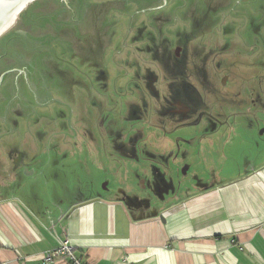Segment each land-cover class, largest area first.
Returning <instances> with one entry per match:
<instances>
[{
    "label": "water",
    "instance_id": "95a60500",
    "mask_svg": "<svg viewBox=\"0 0 264 264\" xmlns=\"http://www.w3.org/2000/svg\"><path fill=\"white\" fill-rule=\"evenodd\" d=\"M210 6L213 7L212 33L202 48L194 47L191 51L188 69L198 74L200 70L207 71L208 66L211 71L221 68V74L227 73L229 80L226 87L215 88V82L210 84L212 91L220 89L215 94L192 76L190 80L199 91L198 94L192 89V95L210 106L216 102L214 110L222 106L219 113L227 116H221L219 124L207 122L208 129L216 130L203 137H199L197 124L167 127L169 132L163 133V137L174 147L168 160L171 176L164 172L166 163H160L158 155L150 173V186L156 182L157 195L165 196L151 201L149 194L141 192L137 199L141 211H134L113 191L116 186L138 191L137 170L133 175L131 170L120 167L121 162L110 164L106 154L99 164L94 160L84 126L78 128L74 122V115L79 113L77 108L83 109V101L76 96L79 89L75 95L69 89L66 94L59 91L68 86L66 80L62 83L60 73L75 78L82 69L84 76L86 72L95 74L99 70L101 78L93 86H102L111 72V79L115 75L109 55L113 54L117 62L131 61L128 57L131 49L174 38L176 31L191 30V19L202 18L201 14ZM159 14H167L170 20L156 25L152 15ZM248 16L253 30L259 31L261 26L263 31L264 0H0V200L17 197L63 245L52 226L73 203L94 196L122 200L131 220H136L156 215L159 209L191 193L243 175L264 163V78L248 77V71L255 68L247 61L252 57L250 53L259 57L261 52L249 46L242 50L241 41L231 42L226 38L231 35L220 28L221 24L234 27L238 23V30H242ZM97 39L102 52H106L104 57L96 55ZM212 48L220 52V57H215V63L209 65L203 54L210 56L214 53ZM155 66L158 69L159 64ZM203 79L209 80L204 76ZM75 82L82 84L76 78ZM251 88L261 93L260 103L238 104L236 108L220 103L226 100L238 103L242 93L247 94ZM232 90L235 93L231 99L228 95L231 96ZM237 90L242 93L237 94ZM90 92L89 96H94ZM57 94L62 104H67L69 99L76 103V107L68 104L64 109L66 120H62L58 103L53 102ZM79 97L85 95L79 93ZM83 114L81 110L79 118ZM224 118H227L225 124ZM103 124L91 134L95 136L99 131L103 136L115 135L111 127L107 128V121ZM135 133L142 135L141 129ZM92 145L98 148L94 140ZM104 151L110 153L107 147L100 149ZM118 158L121 161L124 157L118 155ZM122 160L127 168L134 170L128 158ZM139 185L142 187V183ZM167 190L174 191L173 195H167Z\"/></svg>",
    "mask_w": 264,
    "mask_h": 264
},
{
    "label": "crops",
    "instance_id": "0c3cea01",
    "mask_svg": "<svg viewBox=\"0 0 264 264\" xmlns=\"http://www.w3.org/2000/svg\"><path fill=\"white\" fill-rule=\"evenodd\" d=\"M82 264H264V163L131 220L122 200L71 204L53 224ZM57 239L17 197L0 200V264L45 261Z\"/></svg>",
    "mask_w": 264,
    "mask_h": 264
},
{
    "label": "flooded vegetation",
    "instance_id": "af4514ba",
    "mask_svg": "<svg viewBox=\"0 0 264 264\" xmlns=\"http://www.w3.org/2000/svg\"><path fill=\"white\" fill-rule=\"evenodd\" d=\"M212 9L213 7L211 8V6L207 7L206 11L201 14L203 16L202 18L198 16L199 18L194 17L191 19L189 25V29L191 30L189 31H176L174 38H169L164 41L159 40L156 43L152 41L147 46L131 49L129 51L130 56H128L131 57V61H127L126 63L123 61L117 62L113 54L109 55V63H111L110 65L114 69L115 75L114 78L111 79L113 73L111 72L109 75L110 77L103 78L105 82L103 84L101 83L102 86H93L97 78H101V72L99 70H97L95 74L92 71H85V76L84 74L82 75L84 69L81 70V73H76L75 78L81 80L82 84L75 82V78L73 77L68 78L65 75L66 72L60 73L62 76V83L63 80H66L68 86L61 87L59 91L62 90V93L66 94L69 92V89L71 90L70 92L75 95L76 89H79H77L76 96L83 101L81 105L83 109L77 108L79 113L74 115V122L79 125L78 128L84 126V134L88 136V149L93 155L94 160L99 164L102 159H104L103 155L106 154L105 156L111 161L110 164L116 162L117 165H120L121 162V168L123 167V169L131 170L132 173L137 170L135 175L137 177L139 176V178H135V183L139 187L138 191H134V189L130 188L123 190L117 186L114 187L113 191L114 195H120L134 211H141V209L137 207L138 195L141 192L149 194V196H151V201L161 200L165 196L164 194L160 198L157 195L156 191L158 185L156 182L153 181L154 183H151L152 185L150 186V182H152L150 173L157 161L155 160V156L158 155L159 162L166 163L164 172L171 176V172L168 170V160L173 154L172 150H174V147L170 144V140L163 137V133L169 132L167 127H171L172 125H175V127L183 126L189 123L193 125L197 124L199 127V137H203L204 135L212 134L213 131L216 130L215 128L214 130L208 129L207 122L219 124L221 123L219 118L221 116H227L219 113L222 107L221 105L218 106H221L220 108L214 110L215 104H217L216 102L212 103V106H210L201 100L194 99L192 89H195L198 94L199 91L198 88L194 86L196 83L193 84L190 79L192 76H196V79L200 81L199 83L201 85L203 84L208 90H211L210 84H213V82L216 84L215 88H217V85L218 87H226L229 75L227 73L222 75L221 68L212 69L211 71L209 66L207 71L200 70L198 74H196V72L192 73V71L188 69L191 51L194 47L202 48L205 39H208L212 33ZM248 17L247 22L243 25L244 28L242 30L239 29L240 31L238 30V23L234 24V27H232L233 24L230 26H222L221 24L220 28L224 33L231 35L226 37L231 39V42L235 40L241 41L243 44L242 50H245L247 46L254 50H260L261 53L259 57L251 53L249 54L252 57L247 61L254 65L255 71H248V77L251 78L253 76V78H256L262 76L264 78V30L262 31L261 26L259 31L253 30L252 19L250 16ZM152 20L156 25H159L161 21L166 22L170 19L167 14H159L152 15ZM260 25H263V23L260 22ZM224 27H227L228 32ZM233 33H235V36H233ZM228 39L227 42H230ZM210 42L211 45H213L212 41ZM227 42L225 41L224 44L226 43L225 45L229 46ZM215 43L217 44V42ZM225 45L221 46L224 47ZM95 51L97 52L96 55L102 56L103 54V57L105 56L106 52H102L103 48L99 39L96 40ZM212 51L214 53L208 57L206 53L203 54L205 55L203 56L205 62L209 65L210 63H215V57H220V52L215 51V48H212ZM145 55H150L151 57L147 58ZM219 62L222 61L220 60L216 63ZM155 64H159V70L156 68ZM203 76L209 79L207 80L208 82L204 81ZM72 80H74V82H72ZM110 84H112V86H110ZM103 85L104 89H102ZM217 91H220V89H216V91L214 90L212 92L218 94ZM237 91V94L242 93V90ZM78 92L83 96L85 95V97H79ZM89 92L94 96L90 97ZM247 92V94L242 93L243 98L239 100L238 103L229 100L220 103H228L232 108H236L238 104L260 103L261 93L253 88L249 89ZM208 93L211 94L210 92ZM234 93L235 92L232 90L231 96L227 93L224 94L232 99ZM59 96L60 95L57 94V96L53 98V102L58 103V107L61 108L59 111H61V113L63 112L61 114L62 120H66L67 110L64 109L67 108L68 104L76 107V103L69 99L67 104H62ZM81 110L84 112L82 119L79 118ZM209 110H212V112ZM92 111H94V113ZM103 112H106L105 116ZM137 112H141V115ZM56 116H58L57 113ZM58 117L60 118V116ZM106 121L107 128L111 127L115 135L105 134L103 136L100 135L98 131V134H94L95 136H93L91 134L92 130L99 126L101 128L105 125L103 122L106 123ZM225 121H227V118H224L222 123ZM166 122L167 126L165 124ZM165 126L168 130L163 129ZM139 129L142 131L140 137L135 133ZM123 130H125V133H123ZM151 133L153 135H150ZM93 140L98 144V148L92 145ZM114 144L117 145V147L114 146ZM103 147L105 149L107 147L110 153L107 154L105 151L104 153L100 152V149H103ZM118 155L123 156L124 158L122 159L128 158V160L131 161V165L134 166V170L129 169V167L127 168V166H125V161L122 159L120 161ZM16 160L14 162H16ZM120 167L119 170H122ZM105 168L107 167H103L102 169ZM27 169L29 170V168ZM145 169L146 172L143 171ZM182 172L185 174V167ZM140 183H142V187H140ZM164 184L166 185V182ZM173 193L174 191H166L167 195H173ZM151 203L155 202H150V204Z\"/></svg>",
    "mask_w": 264,
    "mask_h": 264
},
{
    "label": "built area",
    "instance_id": "2783aa9c",
    "mask_svg": "<svg viewBox=\"0 0 264 264\" xmlns=\"http://www.w3.org/2000/svg\"><path fill=\"white\" fill-rule=\"evenodd\" d=\"M63 245H61L58 242V246L50 251L47 256L45 257V261H50L51 258H55L58 256H64L69 258V263L68 264H82L80 259L76 257L73 253L72 247L68 243V239L62 238L59 240Z\"/></svg>",
    "mask_w": 264,
    "mask_h": 264
}]
</instances>
